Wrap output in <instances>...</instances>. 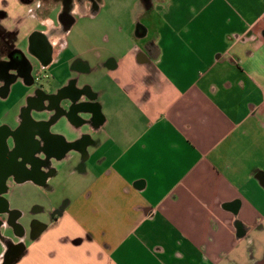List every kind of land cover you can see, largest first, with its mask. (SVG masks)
Returning <instances> with one entry per match:
<instances>
[{
  "label": "crops",
  "instance_id": "obj_1",
  "mask_svg": "<svg viewBox=\"0 0 264 264\" xmlns=\"http://www.w3.org/2000/svg\"><path fill=\"white\" fill-rule=\"evenodd\" d=\"M17 1L0 0L12 43ZM131 23L125 48L61 65L26 27L47 79L74 77L61 99L30 96L12 132L27 175L6 184L0 264H264V0H139ZM47 104L68 134L32 122Z\"/></svg>",
  "mask_w": 264,
  "mask_h": 264
},
{
  "label": "rangeland",
  "instance_id": "obj_2",
  "mask_svg": "<svg viewBox=\"0 0 264 264\" xmlns=\"http://www.w3.org/2000/svg\"><path fill=\"white\" fill-rule=\"evenodd\" d=\"M138 1L73 0L70 7V16L76 20V23L69 35H64L62 32L55 30V26L61 24L58 18L63 7L61 0H37L28 5L21 4L19 0L15 4L10 2L9 8L13 7L11 16H18V11L22 10L24 12H22V15H19V18L22 20L27 18L15 24L20 33L15 36V41L12 45L14 44L13 50L22 55V58L28 66L29 75L33 80L31 83H28L24 76L18 75L13 70L10 71V74L15 77L14 81L4 83V81L0 80V128L6 127L10 132H15L27 119L25 114L30 96L48 95L61 99V95L65 92L64 88L68 87L70 84L69 81L74 77L67 68L62 67L64 69L62 73L59 74L58 70L53 73V79L52 77L47 79V76L42 73L40 62L33 57L30 51V35H24L26 27L34 26V31L45 34L53 46L55 64L61 65L68 58L74 56L75 53H78L82 47L87 45L99 46L101 44L109 49L123 47L127 42L126 31L129 24V29L131 28L132 30L135 29L137 24L133 23L132 25L131 19H134L135 7H137ZM14 7L18 8L14 9ZM27 14L28 16L26 17ZM44 16L52 22L49 21L48 24H44ZM16 20L18 21V19ZM144 21H147L146 18ZM105 35L109 36V41H104ZM38 71L41 74L40 78L36 80V72ZM80 76L84 77L82 75ZM82 90H71L69 93L72 96H77L79 92H83ZM64 101V98H62L58 110H64ZM58 114V112L51 109L49 104H47L44 109L33 110L30 119L32 122L49 123V130L65 132V124L62 122L64 118L62 115L58 118ZM66 133L68 134L69 132L66 131ZM6 145L9 153L16 149L17 143L13 133L7 137ZM45 169L47 170V165H45ZM12 182H15L14 176H10L6 184ZM7 193L2 194V196L7 198ZM0 216L5 220L3 214H0ZM5 221L7 222V220ZM7 227L11 235H16L14 230H11L9 223H7ZM1 235L9 237V234H4V229L1 230ZM3 247V242L0 239V253L3 251Z\"/></svg>",
  "mask_w": 264,
  "mask_h": 264
},
{
  "label": "flooded vegetation",
  "instance_id": "obj_3",
  "mask_svg": "<svg viewBox=\"0 0 264 264\" xmlns=\"http://www.w3.org/2000/svg\"><path fill=\"white\" fill-rule=\"evenodd\" d=\"M62 2V13H61V21L63 25H66L70 21L69 13H70V7L73 2V0H61ZM67 22V23H66ZM14 37L10 34H6L2 29H0V80L4 81V83H11L14 81L15 77L10 74V71L13 70L18 75H25L27 72L28 66L24 59L22 58V55L20 53H17L13 50L12 40ZM49 46L46 43V40L44 37H41L39 35H34L31 39V52L34 58H40L41 60L46 61L47 56L49 54ZM36 58V59H37ZM38 60V59H37ZM5 89V88H4ZM2 89V90H4ZM20 126V131L17 132V137L19 140H21L24 136H22L23 131L26 130V127ZM22 137V138H21ZM33 147V151L37 148V143L32 142L30 143ZM24 150H21V157H18V162H21L13 165L12 169L17 173V178H21L26 176L27 172L24 171L25 161L27 159V156L25 153H23ZM20 154V150L16 149L12 153L7 152L5 156L9 157V159L5 162L11 163V160L16 155ZM1 217V216H0ZM0 222L2 220L0 219ZM18 246L10 247L7 252L6 256L9 258L10 255L13 254L14 251H17ZM15 253V252H14ZM9 261V259H7ZM7 261V262H8Z\"/></svg>",
  "mask_w": 264,
  "mask_h": 264
},
{
  "label": "water",
  "instance_id": "obj_4",
  "mask_svg": "<svg viewBox=\"0 0 264 264\" xmlns=\"http://www.w3.org/2000/svg\"><path fill=\"white\" fill-rule=\"evenodd\" d=\"M67 23V22H66ZM12 132H10L6 127L0 128V214H3L7 211V205L2 194L6 193L7 190V180L10 176H17V173L12 169L13 165L21 162L17 161L16 157H13L11 163L5 162L9 159V157L5 156L8 152V148L6 145V139L10 136Z\"/></svg>",
  "mask_w": 264,
  "mask_h": 264
},
{
  "label": "trees",
  "instance_id": "obj_5",
  "mask_svg": "<svg viewBox=\"0 0 264 264\" xmlns=\"http://www.w3.org/2000/svg\"><path fill=\"white\" fill-rule=\"evenodd\" d=\"M35 1H37V0H19V2L23 5H28V4H31ZM43 1H54V0H43Z\"/></svg>",
  "mask_w": 264,
  "mask_h": 264
},
{
  "label": "built area",
  "instance_id": "obj_6",
  "mask_svg": "<svg viewBox=\"0 0 264 264\" xmlns=\"http://www.w3.org/2000/svg\"><path fill=\"white\" fill-rule=\"evenodd\" d=\"M39 78H40V73H36V80L39 79Z\"/></svg>",
  "mask_w": 264,
  "mask_h": 264
}]
</instances>
